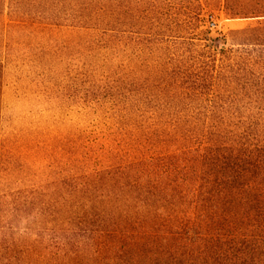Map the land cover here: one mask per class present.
Here are the masks:
<instances>
[{
    "label": "trees",
    "instance_id": "obj_1",
    "mask_svg": "<svg viewBox=\"0 0 264 264\" xmlns=\"http://www.w3.org/2000/svg\"><path fill=\"white\" fill-rule=\"evenodd\" d=\"M3 53L85 119L0 138V264H264V0H0Z\"/></svg>",
    "mask_w": 264,
    "mask_h": 264
},
{
    "label": "rangeland",
    "instance_id": "obj_2",
    "mask_svg": "<svg viewBox=\"0 0 264 264\" xmlns=\"http://www.w3.org/2000/svg\"><path fill=\"white\" fill-rule=\"evenodd\" d=\"M207 18L208 16L205 14L204 19ZM256 20L257 18L254 17L230 18L222 12H217L213 14L211 22L205 21L204 26L210 28L211 32L220 30L226 37V44L233 43L236 46L237 41L232 39V30L246 27ZM214 43L221 44L216 40ZM5 55L6 53H3L0 56V60L3 62L0 88V138L3 142L12 141L28 132L40 130L39 128H50V126H54L53 124H57V126L67 124L71 128L74 125H84L85 118L81 114L75 111L59 114L54 109L52 101L36 96L26 85L27 77H24L25 72L21 70L22 66L10 62L5 58ZM1 189L0 187V193ZM3 197L0 196V206H5ZM19 225L23 226V222H20Z\"/></svg>",
    "mask_w": 264,
    "mask_h": 264
}]
</instances>
